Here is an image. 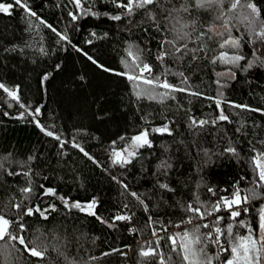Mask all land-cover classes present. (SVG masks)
Segmentation results:
<instances>
[{
    "label": "trees",
    "instance_id": "obj_1",
    "mask_svg": "<svg viewBox=\"0 0 264 264\" xmlns=\"http://www.w3.org/2000/svg\"><path fill=\"white\" fill-rule=\"evenodd\" d=\"M119 2L81 0L77 6L75 0H22L37 13L33 17L14 0H0L13 4L10 14L0 13V84L18 97L0 88V214L15 221L17 210L12 205L17 203L20 212L37 206L49 210L46 220L39 214L25 216L23 232L15 223L10 228L24 237L29 249L44 252L43 258L31 256L18 241L6 237L0 241V264H159L158 257L141 255L149 248L163 254L164 264H182L170 241L156 243L153 229L159 233L162 225L187 220L192 214L185 207L190 203L204 211V205H212L222 195L231 197L236 189L242 197L248 196V212L236 220L221 213L225 219L220 226L231 223L237 238L248 235V228L254 234L259 231L264 182L259 180L254 157L264 154V112L231 104L264 109V67H247L254 59L253 49L259 48L257 55L264 53V45L251 31L258 32L264 22V0H252L260 16L251 25L247 20L241 22L245 16L253 19L250 10L241 7L232 12L226 0L225 19L231 18V35L240 39L239 49L220 48L221 38L207 41L205 37L207 47L196 53V60L190 53L179 63L166 58L163 65L156 59L162 36L143 15L145 10L128 17L117 6ZM155 11L159 19V10ZM216 14L213 9L195 8L182 14L184 23L196 21L195 30L191 26L185 29L191 33L189 49L203 46L196 37L209 25L214 24L216 32H226L223 21L214 19ZM116 15L122 19H112ZM222 53L245 59L236 65L219 60L211 63ZM143 63L152 66L145 78L164 80V68L172 73L182 71L191 91L203 95L176 92L175 99L163 102L137 96L150 86L129 80L125 73L139 75L134 65ZM229 68L234 78L217 75ZM167 80L183 86L176 75H168ZM164 91L157 88L153 95ZM208 97L222 101L229 120L189 128L190 117L212 121L219 115L215 100ZM165 124L171 128V136L151 131ZM145 129L152 147H139L128 163H121L133 138ZM229 147L236 153L226 152ZM164 160L172 165L166 176L159 167ZM158 183L169 184L175 192L161 189ZM29 187L30 193L21 191ZM48 189L55 194L45 195ZM93 200V211L100 219L72 207ZM118 215L131 219L114 220ZM195 220L177 233L205 223ZM222 239L226 247L231 243ZM206 251L215 257L220 250L209 244ZM229 258L230 251L222 252L213 264H224Z\"/></svg>",
    "mask_w": 264,
    "mask_h": 264
},
{
    "label": "snow or ice",
    "instance_id": "obj_2",
    "mask_svg": "<svg viewBox=\"0 0 264 264\" xmlns=\"http://www.w3.org/2000/svg\"><path fill=\"white\" fill-rule=\"evenodd\" d=\"M81 0H75V3L77 6H80ZM226 3V0H179L178 3H174L173 0H127V2H123V0H120L118 3V7H121L126 10V15L128 17H131L135 14L136 11H139L141 9L145 10L143 15L152 22V24L155 26V31L157 33H160L162 36V39L159 41V48H160V54L156 57L158 61L161 62L163 65V62L166 58L171 57L172 60L176 63H179L182 61L186 56H188L190 53L191 59L196 60L197 56L196 53L198 51H204L207 47V44L204 42V38L207 37V41H212L215 37L221 38V42H219L220 48H240V39L233 37L231 35V28L229 27V24L231 22V18L225 19L227 16V13L224 11V5ZM14 4L17 6H20L24 8L26 11L30 13L31 16L35 17L37 15L36 12L31 11V9L28 8L27 4L22 3V0H14ZM13 7V4H5L0 3V13H6L10 14V9ZM228 7L232 12H235L237 8H246L250 10V15L253 19L249 20L248 16L243 17L244 20H247L249 25L255 22L256 19L260 16V9L257 7L255 3L252 2V0H229ZM195 9H213L216 11V16L214 17L215 20L223 21L222 27L226 29V32H216L215 31V25H209L206 30L200 31L197 35V40L201 41L203 43L202 47L199 48H188L187 41L189 40L191 33L185 31L186 28L192 27L193 30H195V23L196 21L193 20L189 23L183 22V15L182 14H190L191 10ZM156 9L159 10V19L157 18ZM73 19H76V16L73 15ZM112 19L114 20H120L122 17L120 15L113 16ZM239 19V17H237ZM43 23V21H41ZM131 19H129V23H131ZM143 23V22H141ZM49 28H51V25H47ZM55 31V29H52ZM145 32H147V28L144 29ZM251 31L254 35H256L257 40L260 44L264 45V22L261 23L260 30L257 32L255 28H252ZM171 36L169 39L168 36ZM61 39H67L66 36H62ZM259 52V48L253 49L252 55L254 59L250 61L247 65L248 68H252L254 66L264 67V53H260V55H257ZM129 55H132L131 51L129 52ZM89 60H92V57H88ZM135 60H138L139 57H134ZM245 59L243 55H233L228 56L227 53H222L220 56L216 57L215 59L211 60V63L215 64L217 60L221 61L222 63L230 64V65H236L240 60ZM93 63H96L94 60ZM59 66H57L58 68ZM102 67V66H101ZM135 68L139 69V75H127V78L132 81H142L144 84H147L150 86L149 89H145L141 92L137 93V96L146 95L150 99H159L161 102L167 98L175 99V96L173 95L176 92H182L186 93L188 95L192 96H201L202 93L198 91H191V86L188 83L189 78L184 75V73L176 72L172 73L170 69L164 68V71L162 75L165 77L164 80H161L159 76H155L152 78H145L144 73L147 72L149 74L152 73V66L143 63V64H135ZM105 71H109V69H104ZM176 75L180 78V85L178 86L175 84H171L167 80L168 75ZM218 76H229L230 78L235 77V73L232 71L231 68L227 70L226 73H217ZM48 77L45 76L44 79L46 80ZM217 84H220V80L216 81ZM0 88H4V91L9 92L10 96H13V98L18 99L15 92H10L7 88L4 87L3 84H0ZM157 88L165 89L166 91L162 93H155V90ZM208 99L215 100L216 106L219 109V115L215 120L208 121L204 119L197 120L194 117H190V123L189 128H203L205 125L211 123L215 124L218 121H227L229 120V117L224 114V109L221 107L222 101L219 99H215L213 97H208ZM231 104V102H229ZM231 106L243 108L248 111H259L264 112V109H252L249 108L248 105H239V104H231ZM36 112H39V109L36 110ZM39 126V124H38ZM43 131V129H41ZM151 131L159 133L161 135L167 134L171 136L172 130L168 126V124L163 125L162 127L154 128ZM239 131V129H237ZM48 136H52V132L46 133ZM149 137V130L145 129L140 134L135 136L133 140L136 142L138 147H152V142L148 138ZM57 140H59V137H56ZM180 143H183V141H180ZM78 147V145H77ZM81 152H84L83 148H80ZM226 152H230L235 154L236 149L229 147L225 149ZM85 156H88L87 152H84ZM117 157H120V153H116ZM31 159V158H30ZM91 159V157H89ZM121 163H128L127 160L120 161ZM254 164L255 168L258 169V176L259 180L264 182V154L258 153L256 157H254ZM162 171V175H167L168 170L171 169L172 165L168 160H164L159 165ZM9 175H13V173H9ZM115 179V178H114ZM158 186L161 189H164L168 192H175V189L170 187L167 183H158ZM43 187V186H41ZM125 188H127V185H124ZM209 192H212L213 195H215V190L209 188ZM22 192L30 193L32 190L31 188H25L21 189ZM226 191V190H225ZM47 194H55L51 189H48L45 193ZM134 197H136L139 200V197L136 193H132ZM62 200H64L63 197H61ZM248 196L244 195L241 196L240 190L236 189L232 196L229 197H219L216 202L210 206L204 205V211L201 210V206L193 207V205L190 203L185 207V211L191 213L192 215L186 220L181 221V223H188L192 224L193 219L197 220H205L208 216H212L214 213H218L221 210H226L229 214V218L231 220H236V218L241 216V210L240 206L244 203L248 202ZM65 205L67 206V201H64ZM141 204H143V201H140ZM196 204L200 205L199 198H196ZM96 206V201L93 200L89 202L86 206L87 210H89V213L93 216H97L95 211H92ZM13 208L17 210V216L18 218L13 221L9 220L5 217V215L0 214V241L5 240L7 237L9 240L12 241H18L20 245H23L25 250L30 253L31 256L34 257H40L43 258L44 252L37 251L36 247L28 248L24 237L22 235L14 234L12 231H10V228L12 227L13 223L17 224L20 231L23 232L25 230V225L21 221L25 216L31 217L34 214H39L43 219H48V216L45 215L46 212H48V209H40L38 206L35 208H25L23 212H20L21 204H13ZM72 207H75L77 209H80L81 211H85V208L81 206L79 202H76L72 205ZM126 207V206H125ZM145 211H147V205H144ZM235 209V210H233ZM52 210L54 209V206H52ZM243 211H247V209H243ZM97 219H100L97 216ZM131 217L125 216V215H118L114 217V220L122 221V220H130ZM225 218L223 216H216L215 220L210 225L209 223L204 224H196L193 226L192 230H185L182 233H176L167 236V240L170 241L171 244V250L173 252H178V254L181 256L182 264H213L214 259L219 258L220 252H228L231 253V258L226 259L224 261V264H264V211L261 212L259 216V231L258 233L254 234L253 229L248 228V235L246 236H240L237 238L233 235V225L231 223L227 224L226 226L222 227L220 226V222L223 221ZM152 218L149 217V221L151 222ZM103 222V221H102ZM242 223V222H241ZM111 226V225H110ZM246 228L247 225H244ZM176 227H180L179 224L176 225ZM208 229L207 232L201 233L200 229ZM161 230L164 232H167V227L161 226ZM154 236L158 235L157 230L153 229ZM177 236H180L179 241L177 240ZM230 240L231 243L228 244V246H225V239ZM157 244H159V240L156 241ZM209 244L214 245L219 248V252L216 253L215 257L210 256L206 249L208 248ZM179 250V251H178ZM141 255L147 257V256H155L159 258V264H164V258L163 254L159 253L157 249L155 248H149L148 250H142Z\"/></svg>",
    "mask_w": 264,
    "mask_h": 264
},
{
    "label": "built area",
    "instance_id": "obj_3",
    "mask_svg": "<svg viewBox=\"0 0 264 264\" xmlns=\"http://www.w3.org/2000/svg\"><path fill=\"white\" fill-rule=\"evenodd\" d=\"M159 54H160V51L157 52V56H158ZM145 73H146V72H145ZM145 73H144V74H145ZM222 196H223V197H229V198H230V196H227V195H222ZM222 196H221V197H222ZM217 199H218V198H216V199L214 200V203L216 202ZM214 203H213V204H214ZM249 206H250L249 202L244 203V204H242V205L240 206L241 215H242V214H246V213L248 212ZM243 209H247V211L245 212V211H243ZM233 210H235V209H233ZM221 213H222V214H228V212H227L226 210H221V211L218 212V213H214L212 216H208L207 219L204 220L205 223H209V224L211 225L212 222H213V221H212V218H213V217H216V216H219ZM195 221H196V220L193 219L192 224H194ZM192 224H188V223H179L180 227H176L177 224H172V223H170V224H168L167 232L160 231V232L158 233V235L155 236L156 241L159 240V242H161V241H163V240H167V236L172 235V234H174L177 230H179V229H181V228H184V227H186V226L192 225ZM217 248H218V247H217ZM218 250H219V248H218ZM220 254H222V252H220Z\"/></svg>",
    "mask_w": 264,
    "mask_h": 264
},
{
    "label": "rangeland",
    "instance_id": "obj_4",
    "mask_svg": "<svg viewBox=\"0 0 264 264\" xmlns=\"http://www.w3.org/2000/svg\"><path fill=\"white\" fill-rule=\"evenodd\" d=\"M138 148L139 147L137 146L136 142L133 140V142L131 143V146L126 150L125 157L124 158L120 157V158H122V160H129L130 157L134 155V153L136 152V150ZM81 206L85 208V212H89V210H87V208H86L87 205L81 204ZM92 211H93V209H92Z\"/></svg>",
    "mask_w": 264,
    "mask_h": 264
},
{
    "label": "bare ground",
    "instance_id": "obj_5",
    "mask_svg": "<svg viewBox=\"0 0 264 264\" xmlns=\"http://www.w3.org/2000/svg\"><path fill=\"white\" fill-rule=\"evenodd\" d=\"M214 203V200H213V202H212V204ZM215 220V217H213L212 218V221H214ZM184 221H186V220H184ZM170 224V223H169ZM172 224H174V223H172ZM168 227V226H167ZM182 229V228H181ZM181 229H179V230H177L174 234H176L177 232H179ZM153 239L154 240H156V238H155V236L153 237Z\"/></svg>",
    "mask_w": 264,
    "mask_h": 264
}]
</instances>
